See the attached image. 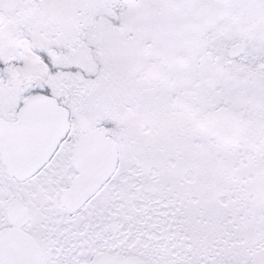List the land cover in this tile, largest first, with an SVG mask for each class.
Instances as JSON below:
<instances>
[{"label": "snow or ice", "instance_id": "6c2138e0", "mask_svg": "<svg viewBox=\"0 0 264 264\" xmlns=\"http://www.w3.org/2000/svg\"><path fill=\"white\" fill-rule=\"evenodd\" d=\"M0 264H264V0H0Z\"/></svg>", "mask_w": 264, "mask_h": 264}]
</instances>
